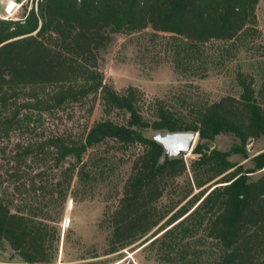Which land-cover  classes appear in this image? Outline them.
<instances>
[{
	"label": "trees",
	"instance_id": "16d2710c",
	"mask_svg": "<svg viewBox=\"0 0 264 264\" xmlns=\"http://www.w3.org/2000/svg\"><path fill=\"white\" fill-rule=\"evenodd\" d=\"M258 2L27 0L22 4L23 17L0 18V104L17 99L36 85L84 80L97 88L104 79L101 53L116 33L148 28L171 33L177 48L186 51L213 40L236 41L242 35L256 34ZM237 78L240 97L227 95L204 105L192 122L180 121L163 107L156 119L148 120L133 89L119 96L107 88V103L129 113L128 122L97 121L83 143L61 145V159L75 158L66 171L79 168L83 173L87 168L82 163L84 153L107 139L144 146L110 217V253L144 239L145 247L161 243L160 251L165 254L191 236L195 241L185 243L181 250L190 262L189 256L207 252L213 264H263L264 174L257 179L250 174L264 169V152L254 156L253 167L246 170L229 158L232 153L247 157L248 142L264 138V85L257 92L252 77L239 73ZM148 129L197 131L192 152L198 157L190 165L184 155L169 157L163 145L147 135ZM220 134H232L239 143L232 151H223L203 142H212ZM191 172L185 196L195 187L201 190L187 201L190 203L176 211L159 206L175 180ZM213 180L212 186L205 187ZM46 225L13 211L0 198V245L7 242L25 264H53L48 244L52 233ZM194 242L203 248L191 251Z\"/></svg>",
	"mask_w": 264,
	"mask_h": 264
},
{
	"label": "rangeland",
	"instance_id": "374dc122",
	"mask_svg": "<svg viewBox=\"0 0 264 264\" xmlns=\"http://www.w3.org/2000/svg\"><path fill=\"white\" fill-rule=\"evenodd\" d=\"M23 3L27 0H0V18L23 17ZM256 13V34L242 35L236 41L213 40L187 51L177 48L171 33H156L150 28L116 33L101 53L104 79L97 88L84 80L36 85L17 99L0 104V198L13 211L48 224L53 264H213L207 252L189 256L193 262L182 256L183 245L195 241L191 236L165 254L160 251L161 243L145 247L144 239L110 253V217L123 196L133 161L144 146L107 139L84 153L82 163L87 168L83 173L79 168L66 171L75 158L61 159V145L83 143L97 121L128 122L129 113L107 103V88L119 96L133 89L148 120L156 119L163 107L184 122H192L206 104L227 95L240 97L239 73L252 77L258 92L264 85V0H259ZM84 90L88 92L82 95ZM159 132L146 131L151 138ZM203 142L232 151L239 140L232 134H220L212 142ZM261 152L264 138L251 139L247 157L232 153L229 159L246 170L253 167L252 158ZM184 157L190 165L198 155L191 151ZM263 174L264 169L250 175L257 179ZM191 175L178 177L159 206L176 211L188 205L201 190L195 187L185 196ZM189 247L191 251L203 248L195 242ZM262 261L264 264V254ZM0 264L25 263L3 242Z\"/></svg>",
	"mask_w": 264,
	"mask_h": 264
},
{
	"label": "water",
	"instance_id": "95a60500",
	"mask_svg": "<svg viewBox=\"0 0 264 264\" xmlns=\"http://www.w3.org/2000/svg\"><path fill=\"white\" fill-rule=\"evenodd\" d=\"M197 131H160L155 139L163 145L165 153L171 157H179L190 153L198 139Z\"/></svg>",
	"mask_w": 264,
	"mask_h": 264
},
{
	"label": "bare ground",
	"instance_id": "6f19581e",
	"mask_svg": "<svg viewBox=\"0 0 264 264\" xmlns=\"http://www.w3.org/2000/svg\"><path fill=\"white\" fill-rule=\"evenodd\" d=\"M12 7H13V4H11L9 7H8V12H10L12 10Z\"/></svg>",
	"mask_w": 264,
	"mask_h": 264
}]
</instances>
